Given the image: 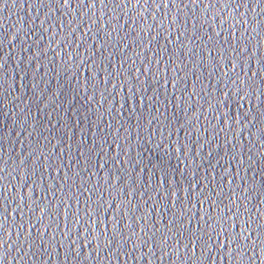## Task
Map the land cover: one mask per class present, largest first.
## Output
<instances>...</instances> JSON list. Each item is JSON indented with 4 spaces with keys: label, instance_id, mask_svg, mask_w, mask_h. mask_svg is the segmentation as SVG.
Wrapping results in <instances>:
<instances>
[{
    "label": "water",
    "instance_id": "1",
    "mask_svg": "<svg viewBox=\"0 0 264 264\" xmlns=\"http://www.w3.org/2000/svg\"><path fill=\"white\" fill-rule=\"evenodd\" d=\"M0 264H264L236 0H0Z\"/></svg>",
    "mask_w": 264,
    "mask_h": 264
}]
</instances>
